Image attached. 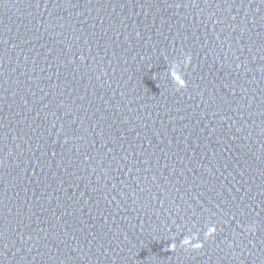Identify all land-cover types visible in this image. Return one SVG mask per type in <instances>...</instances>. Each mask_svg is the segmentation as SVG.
Segmentation results:
<instances>
[{
  "label": "water",
  "instance_id": "1",
  "mask_svg": "<svg viewBox=\"0 0 264 264\" xmlns=\"http://www.w3.org/2000/svg\"><path fill=\"white\" fill-rule=\"evenodd\" d=\"M0 264H264V0H0Z\"/></svg>",
  "mask_w": 264,
  "mask_h": 264
},
{
  "label": "clouds",
  "instance_id": "2",
  "mask_svg": "<svg viewBox=\"0 0 264 264\" xmlns=\"http://www.w3.org/2000/svg\"><path fill=\"white\" fill-rule=\"evenodd\" d=\"M191 56H187L186 58V62L188 64H191ZM176 79L178 81H180L182 78L179 77V76H176ZM181 87L182 88H185L187 87V82H183L181 84ZM216 229L215 228H210L207 233H205V237L206 238H212L215 234H216ZM181 245L185 248H190L192 250H199V249H202L204 247V244L203 242L200 241V238L199 236H193V237H190V238H185L182 242H181ZM176 245L175 244H171L170 245V250L171 251H175L176 250Z\"/></svg>",
  "mask_w": 264,
  "mask_h": 264
}]
</instances>
